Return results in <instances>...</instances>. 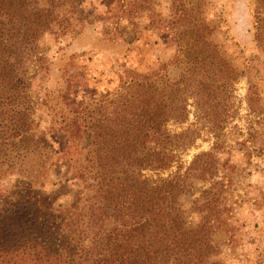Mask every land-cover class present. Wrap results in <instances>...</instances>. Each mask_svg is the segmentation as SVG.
Returning <instances> with one entry per match:
<instances>
[{"label":"trees","instance_id":"16d2710c","mask_svg":"<svg viewBox=\"0 0 264 264\" xmlns=\"http://www.w3.org/2000/svg\"><path fill=\"white\" fill-rule=\"evenodd\" d=\"M152 1L106 0L104 14L131 18ZM206 4L170 0L167 16H151L148 28L173 49L171 61L148 73L120 64L105 95L77 100L84 71L63 68L62 90L42 100L54 149L34 130L30 68L42 64L44 35L63 38L89 21L80 0H0V179H17L0 189V264H220L223 183L199 191L194 224L180 202L214 175L212 150L195 154L183 173L145 175L170 168L197 138L195 123L219 118L242 73L213 38ZM247 9L253 40L264 46V0H247ZM190 106L195 127L169 131V122L187 120ZM56 164L80 183L65 207L41 191Z\"/></svg>","mask_w":264,"mask_h":264},{"label":"rangeland","instance_id":"374dc122","mask_svg":"<svg viewBox=\"0 0 264 264\" xmlns=\"http://www.w3.org/2000/svg\"><path fill=\"white\" fill-rule=\"evenodd\" d=\"M106 0H80V10L89 22L76 26V32L63 38L44 35L40 40L41 66H33L29 95L34 108V130L54 149L57 144L47 133L48 109L43 104L47 92L55 95L64 86L63 68L79 67L86 81L73 93L77 100L98 98L117 85L122 64L141 73L169 63L173 49L166 47L159 34L148 28L151 16L165 17L170 0H153L150 11L134 17L104 14ZM207 16L214 27L213 38L242 72L231 92L221 103L213 120H199L198 136L191 146L179 151L169 169L161 173L146 171L155 178L183 173L192 157L212 150L217 170L211 178L196 181L191 192L182 195L181 205L189 224L198 220L191 210L199 191L212 181L223 183L225 224L216 233L220 241V264H264V46L252 37L247 0H207ZM264 43V42H263ZM121 64V65H120ZM78 69V68H77ZM86 83V84H85ZM193 108L185 122H169L167 129L178 132L191 126ZM212 119V118H211ZM214 122V123H213ZM15 176L0 179V189L16 183ZM80 183L67 180L63 167L54 165L41 185L44 193H55L54 207L68 206Z\"/></svg>","mask_w":264,"mask_h":264}]
</instances>
